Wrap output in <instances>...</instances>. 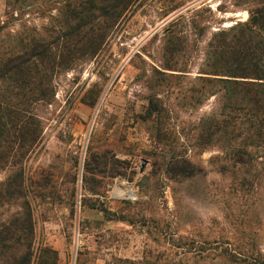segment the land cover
<instances>
[{
	"label": "rangeland",
	"instance_id": "1",
	"mask_svg": "<svg viewBox=\"0 0 264 264\" xmlns=\"http://www.w3.org/2000/svg\"><path fill=\"white\" fill-rule=\"evenodd\" d=\"M68 1L0 0V50L10 37L50 41ZM249 8L140 0L98 55L57 69L53 98L34 109L38 145L19 165L0 163V228L30 212L34 249L52 248L59 264H264V146L223 135L197 145L220 117L225 83L190 92L199 77L221 78L201 74L210 44L248 22ZM151 96L169 129L163 144L147 121ZM173 158L200 172L174 177Z\"/></svg>",
	"mask_w": 264,
	"mask_h": 264
},
{
	"label": "trees",
	"instance_id": "2",
	"mask_svg": "<svg viewBox=\"0 0 264 264\" xmlns=\"http://www.w3.org/2000/svg\"><path fill=\"white\" fill-rule=\"evenodd\" d=\"M139 1L69 0L60 10L63 18L58 30H52L50 41L32 35L9 38V44L0 50L3 166L21 164L38 145L42 131L34 109L38 103L53 98L51 81L56 70L98 55L110 36L131 17ZM243 2L250 5L246 9L248 22L215 34L207 54L206 72L201 73L221 78L199 77L201 85L190 91L201 95L206 87L225 83L220 114L223 119H208L200 129L197 145H210L223 135L227 142L243 148L264 146V0ZM171 40L173 37L169 44ZM158 103L157 96L150 97L147 121L152 124L156 140L163 144L170 133L167 123L159 117L162 109ZM237 163L246 165L242 156ZM170 167L169 173L177 178H191L200 172L188 158H173ZM33 236L30 212L20 221L0 228V264H59L58 253L52 248L34 249Z\"/></svg>",
	"mask_w": 264,
	"mask_h": 264
}]
</instances>
